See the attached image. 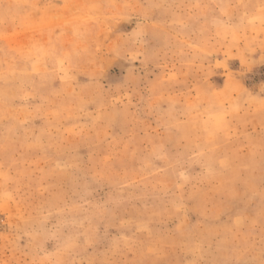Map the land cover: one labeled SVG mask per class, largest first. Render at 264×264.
<instances>
[{
	"label": "rangeland",
	"instance_id": "1",
	"mask_svg": "<svg viewBox=\"0 0 264 264\" xmlns=\"http://www.w3.org/2000/svg\"><path fill=\"white\" fill-rule=\"evenodd\" d=\"M0 264H264V0H0Z\"/></svg>",
	"mask_w": 264,
	"mask_h": 264
}]
</instances>
